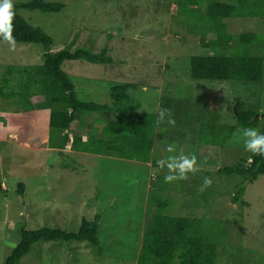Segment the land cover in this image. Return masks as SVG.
<instances>
[{"label":"rangeland","instance_id":"1","mask_svg":"<svg viewBox=\"0 0 264 264\" xmlns=\"http://www.w3.org/2000/svg\"><path fill=\"white\" fill-rule=\"evenodd\" d=\"M19 1L26 0H12V4ZM47 1L64 7L57 12L20 9L19 14L49 34L52 52L65 48L77 35L73 49L84 47L94 53L105 50L112 59L107 64L84 59L64 61L62 68L81 100L111 105V89L132 83L136 86L128 91L139 103V112L158 113L164 98L169 108L173 107L171 115H176L177 122L188 117L187 107L195 110L190 111L189 123L196 135L183 128L187 124H166V131L179 130L190 140L181 154L179 148L185 139L176 133L170 137L165 132L154 144L157 164L169 156L196 157L197 171L187 173L186 179L169 182L165 196L172 200L171 212L200 218L203 233L210 239L215 237V242L217 239L219 264H264V174L250 183L238 174L215 173L220 166L249 159L251 152L243 143L245 128L237 127L219 149L198 143L203 123L195 119L198 109L203 108L206 114L207 109L219 112L221 123L235 124L239 101L259 107L258 126L251 129L262 134L264 81L254 84L192 78L191 57L213 52L201 46L199 32L205 30L209 39L215 35L205 20L195 22L191 15L179 13L176 0ZM201 9L205 14L206 7ZM225 21L231 34L253 31L264 36V16ZM253 49L264 56V42ZM43 53L39 44L15 42L13 46L0 41V80L8 65L40 64ZM39 106L48 108L50 102L46 99ZM13 109L10 102L0 98V118ZM115 116L99 112L83 115V126L78 121L73 123L72 132L87 138L96 128L99 134L105 121ZM210 117L209 113L204 116ZM169 147L174 151L169 152ZM69 149L70 144L62 154L55 148L0 143V179H7L8 184L7 191L0 189V264L19 242L22 226L28 230L49 227L76 232L83 218L94 220L97 214L101 217L100 251L86 241H39L19 264H136L147 224L151 180L157 172L164 179L175 173L166 165L153 167L152 163L115 156L65 152ZM208 169L212 170L209 176ZM206 178L212 181L210 186L204 185ZM20 183L24 184L23 193L19 192ZM241 186L245 187L244 195L233 203L232 195Z\"/></svg>","mask_w":264,"mask_h":264},{"label":"trees","instance_id":"2","mask_svg":"<svg viewBox=\"0 0 264 264\" xmlns=\"http://www.w3.org/2000/svg\"><path fill=\"white\" fill-rule=\"evenodd\" d=\"M176 1L179 13L191 15L195 22L205 20L215 35L209 39L205 30L199 32L201 46L213 52L191 57L192 78L254 84L264 81V56L256 54L253 49L254 46L263 44L264 36L253 31L231 34L225 21L233 17L264 16V0H237L236 3L225 0ZM202 6L206 7L205 14L201 12ZM63 7L62 3L47 0H26L13 4L12 37L15 42L39 44L44 53L43 62L40 64L7 66L0 80V98L10 102L14 109L5 117L6 129L0 136L15 135L18 142L28 143L35 149L55 148L65 154L64 150L70 144L71 149L75 151L115 156L152 163L153 167L159 166L154 158L155 141L165 132L171 137L175 131H166V124H169V120L177 122L176 115L175 118L171 115L173 107L169 108L167 99H162V107L158 113L139 112V103L130 97L128 91L136 85L125 83L111 89V105L81 100L76 93L74 82L62 68L64 61L84 59L107 64L112 61L111 57L105 50L94 53L84 47L73 49L77 35L65 48L52 52L50 49L53 40L49 34L19 14L20 9L57 12ZM0 41H5L2 34ZM34 97L49 100L50 106L38 109L33 101ZM189 109L186 108L188 117L177 123L181 126L187 124L183 128L195 132L196 135L198 132L189 123L192 117L190 111L193 112L194 109ZM161 110H164L163 120L160 119ZM207 110L209 112L206 114L203 108L198 109L197 118L194 117L197 122L203 123L200 125L198 143L205 146L215 145V148H219L237 127L253 128L259 123L256 119L259 107L256 105L248 106L238 101L235 105V124L221 123L222 115L219 112ZM97 112L115 113L116 116L105 121L99 134L96 133V128L88 133L87 138L72 132L73 123L78 121V125L83 126L81 116ZM208 113L212 117L205 119L204 116ZM262 118L264 119V113ZM176 136H181L182 140L187 137L181 131H177ZM218 158L221 159L219 151ZM211 173L210 169L206 171L208 176ZM215 173L238 174L243 176L245 181L253 183L264 174V157L251 152L249 159L229 166H220ZM168 186L169 182L166 183L159 172L151 180L146 204L147 224L136 264H219L217 239L215 242V237L210 239L203 233V223L198 216H180L171 212L172 200L165 196V192L170 188ZM19 187V192L23 193L24 184L20 183ZM244 192L245 187H238L231 201L236 203ZM100 219L99 214L94 220L83 218L76 232L49 227L28 230L22 226L20 240L6 257L4 264H19L39 241H86L100 251Z\"/></svg>","mask_w":264,"mask_h":264},{"label":"clouds","instance_id":"3","mask_svg":"<svg viewBox=\"0 0 264 264\" xmlns=\"http://www.w3.org/2000/svg\"><path fill=\"white\" fill-rule=\"evenodd\" d=\"M14 16L12 0H0V34L5 41L14 46L15 40L12 37V19ZM164 118V110L160 111V119ZM169 124H174V120H169ZM243 137L245 138L244 148L247 151L252 152L254 155L264 157V134H260L257 130L251 128H245L243 130ZM169 152H173V147L168 148ZM159 165L164 167L165 165L171 173L165 176V182H172L177 179H186V174L189 172H195L198 169L196 165V157L193 155L191 158L179 155L169 156L168 160H160ZM212 181L205 179L204 185L210 186Z\"/></svg>","mask_w":264,"mask_h":264},{"label":"crops","instance_id":"4","mask_svg":"<svg viewBox=\"0 0 264 264\" xmlns=\"http://www.w3.org/2000/svg\"><path fill=\"white\" fill-rule=\"evenodd\" d=\"M33 101H34V103H35V105H36V107L38 108V109H46L45 107H41V106H39V105H41V104H43V102H44V100L41 98V97H34L33 98ZM6 117V116H5ZM5 117H2V118H0V122H1V125H0V133H2L3 132V130H5L6 129V123H7V121H6V118ZM179 132V130H176L175 132H174V134L176 133V132ZM190 131V130H189ZM192 132V131H191ZM17 136H15V135H10L8 138H6V136H4V135H2V136H0V143L2 142V141H5V143H14V142H16V143H18L19 145H22V146H26V147H29V148H32L28 143H22V142H18L17 140ZM190 142V140H188V138L186 137L185 138V143L183 144V145H181V147L179 148L180 150H179V154H181L182 153V150L184 149V145L185 144H188ZM191 143L193 144L194 142L193 141H191ZM200 145H203V144H200ZM203 146H205V145H203ZM212 147H214V146H212ZM65 152H67V153H72V149H71V147H70V149L69 150H66ZM178 154V153H177ZM176 154V155H177ZM0 178H1V175H0ZM7 179H4V181H2L1 179H0V189L2 190V191H7L8 190V184L5 182ZM101 220V219H100ZM100 227H101V223H100ZM146 227V226H145ZM144 230H145V228H144ZM144 232V231H143ZM142 236H143V234H142Z\"/></svg>","mask_w":264,"mask_h":264}]
</instances>
